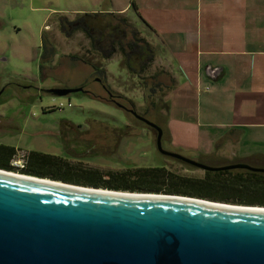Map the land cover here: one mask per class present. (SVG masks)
Listing matches in <instances>:
<instances>
[{
	"label": "rangeland",
	"instance_id": "rangeland-1",
	"mask_svg": "<svg viewBox=\"0 0 264 264\" xmlns=\"http://www.w3.org/2000/svg\"><path fill=\"white\" fill-rule=\"evenodd\" d=\"M81 7L92 8L91 0H0V90H5L1 98L7 100L2 114L6 120L15 119L13 124L7 123L5 131L0 133V143L16 148L14 163L23 165L24 155L29 153L31 160L40 156L58 157L69 163L49 171L50 177L40 178L134 193H159L152 187L162 181L157 182L148 176L135 181L133 178L136 177L130 176L120 181L111 176L135 167L160 166L185 176H203L202 169L160 153L156 132L106 95L103 83L115 95L122 94L131 99L134 104L127 102L130 108L158 124L166 138V109L156 116V112L148 108L147 91L141 79L122 64L120 51L116 50L107 59L102 58L83 32L66 36L61 31L59 17L75 19ZM129 17L140 31L143 26L133 10ZM44 43L54 47L56 54L52 61L45 63L48 68L42 72L40 64ZM131 59L139 62L137 57ZM158 71L153 61L144 75ZM83 86L85 90L103 96L104 101L83 91L65 96L47 92L49 88ZM164 90H158L154 95L157 103H165ZM95 130L112 132L110 138L113 141L96 143ZM90 133L91 137H88ZM162 144L164 149L172 152L164 140ZM180 154L190 157L187 153ZM204 164L213 166L212 163ZM12 171L24 174L22 170ZM97 184L98 187L95 186ZM162 187L174 191L171 193L174 195L191 196L189 194L195 193L198 185L166 183ZM125 188L128 190H123Z\"/></svg>",
	"mask_w": 264,
	"mask_h": 264
},
{
	"label": "water",
	"instance_id": "water-1",
	"mask_svg": "<svg viewBox=\"0 0 264 264\" xmlns=\"http://www.w3.org/2000/svg\"><path fill=\"white\" fill-rule=\"evenodd\" d=\"M77 91L84 89H47L58 96ZM130 111L156 130L163 155L206 171L264 173L248 163L210 166L168 151L163 129ZM33 177L0 171V264H264V206Z\"/></svg>",
	"mask_w": 264,
	"mask_h": 264
},
{
	"label": "crops",
	"instance_id": "crops-1",
	"mask_svg": "<svg viewBox=\"0 0 264 264\" xmlns=\"http://www.w3.org/2000/svg\"><path fill=\"white\" fill-rule=\"evenodd\" d=\"M91 3L78 13L116 12L130 22L133 10L154 65L173 78L163 137L172 151L264 168V0Z\"/></svg>",
	"mask_w": 264,
	"mask_h": 264
},
{
	"label": "trees",
	"instance_id": "trees-1",
	"mask_svg": "<svg viewBox=\"0 0 264 264\" xmlns=\"http://www.w3.org/2000/svg\"><path fill=\"white\" fill-rule=\"evenodd\" d=\"M58 21L61 31L66 36H71L77 31L83 32L89 39L92 48L99 52L102 58L107 59L111 57L116 50H119L123 56L122 64L126 66L127 69L129 68V71L141 79V82L147 91L146 100L149 104L148 108L156 112L154 113L156 116H159L158 113H162V109H167V102L161 104L157 103L153 97L158 90L171 88L174 85V80L165 71L155 72L147 76L144 75L155 59V52L152 45L140 35V31H138V29L133 24H131L126 17H124L122 14L110 11L84 12L78 14L75 19H69L66 16H60ZM55 54V48L48 47L45 44V47L43 48L42 62L40 64V70L42 72L48 68L46 67L45 63L52 61V57ZM132 57H137L139 62L137 63L133 61L131 59ZM96 69L98 70L99 68L96 67ZM103 85L107 92L106 95H109V97L111 96L112 99L110 100L113 102L123 104L125 109L131 107L127 104V102L130 105L134 104L131 99H128L122 94L115 95L112 93V90L109 89V86L105 85L104 83ZM83 92L90 94L95 98H99L101 100L104 99L103 96L89 90H85ZM114 97L118 99H115ZM150 129L156 132L155 129L151 127ZM16 154V148L12 147L9 156L12 157L11 155L15 156ZM30 154L31 153H29V155ZM29 155L25 156V159L28 161L26 168L21 167L18 169L22 170L23 173L27 175L50 177L49 171L59 169L58 165L60 166L69 163L68 161H64L53 156H51L53 159L49 156H40L39 159L31 160V158H28ZM2 169L8 171L14 170L13 166L10 165H4ZM130 176L136 177L133 178V181L145 176L154 178L157 180V182L161 180L162 183L160 185H155L152 187V189L159 193L161 191H165L164 193L170 194L175 193L172 190H165L164 187H162L166 183H171L172 185L178 183L181 185L195 183L198 185V188L196 189L195 193L192 192L189 194L193 197H200L219 202L247 205H255L260 203V205H264L263 172H254L247 169H231L221 171H207L203 177H191L175 173L166 166H160L135 167L125 170L118 176H111V178L123 181L127 178H130ZM95 186L98 187V184ZM102 186L100 185V187ZM106 186L107 185L104 187ZM123 190L128 189L125 188ZM131 190L135 191L133 189ZM186 194H188V192H186Z\"/></svg>",
	"mask_w": 264,
	"mask_h": 264
},
{
	"label": "flooded vegetation",
	"instance_id": "flooded-vegetation-1",
	"mask_svg": "<svg viewBox=\"0 0 264 264\" xmlns=\"http://www.w3.org/2000/svg\"><path fill=\"white\" fill-rule=\"evenodd\" d=\"M84 89V88H83ZM85 91V89H84ZM5 92V90H0V133L4 132L5 131V126H7V123H10V124H13L15 122V119L12 117L10 119H7L5 118V116L2 114L3 110H4V105L6 104L7 100H3L1 98L2 94ZM133 109L135 110L134 108H126L127 111L131 112L130 110ZM8 110V109H6ZM6 123V124H5ZM93 130H91L92 132ZM98 132L101 134L99 135ZM164 132V131H163ZM88 137H91V133L87 135ZM111 136H113L112 133H108L107 131L105 130H95V138H96V143H98L99 141H102V142H112L113 140H111ZM95 143V144H96ZM1 147H4V148H1ZM13 146L12 145H8V144H3V143H0V168H3L4 165H7V166H13V169L15 170H18L16 166H14V162L16 161L14 159V156L11 155L12 157L9 156V153L11 152V148ZM15 148V147H14ZM16 156V155H15ZM25 157V155H24ZM24 163H23V168H26V164H27V159H24ZM19 168H21L19 166ZM203 170V169H202ZM231 170V169H229ZM204 171V174L203 176L205 175V172H207L206 170H203ZM201 176V177H203ZM198 177V176H196Z\"/></svg>",
	"mask_w": 264,
	"mask_h": 264
},
{
	"label": "bare ground",
	"instance_id": "bare-ground-1",
	"mask_svg": "<svg viewBox=\"0 0 264 264\" xmlns=\"http://www.w3.org/2000/svg\"><path fill=\"white\" fill-rule=\"evenodd\" d=\"M0 171H3V172H5V173H8V174H11V175H17V176H21V177H33V176H31V175H26V174H20V173H16V172H14V171H7V170H0ZM33 178H35V177H33ZM43 180H46V181H51V182H53L51 179H45V178H43ZM59 183H62V182H59ZM67 184V183H66ZM80 187H83V186H80ZM87 188H89V187H87ZM89 189H94V188H89ZM259 207V206H258Z\"/></svg>",
	"mask_w": 264,
	"mask_h": 264
},
{
	"label": "built area",
	"instance_id": "built-area-1",
	"mask_svg": "<svg viewBox=\"0 0 264 264\" xmlns=\"http://www.w3.org/2000/svg\"><path fill=\"white\" fill-rule=\"evenodd\" d=\"M61 106H62V108L64 107V105H63V104H62ZM69 106H71V104H70ZM14 164H15L14 166H16L17 168H19V166H20V167H22V166H23V165H19V163H14Z\"/></svg>",
	"mask_w": 264,
	"mask_h": 264
}]
</instances>
